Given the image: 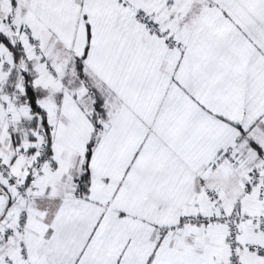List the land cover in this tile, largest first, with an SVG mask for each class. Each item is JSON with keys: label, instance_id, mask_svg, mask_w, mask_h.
Instances as JSON below:
<instances>
[{"label": "snow or ice", "instance_id": "obj_1", "mask_svg": "<svg viewBox=\"0 0 264 264\" xmlns=\"http://www.w3.org/2000/svg\"><path fill=\"white\" fill-rule=\"evenodd\" d=\"M0 264H264V0H0Z\"/></svg>", "mask_w": 264, "mask_h": 264}]
</instances>
